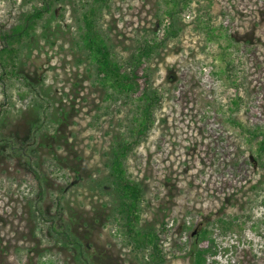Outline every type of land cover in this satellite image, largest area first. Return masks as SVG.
I'll list each match as a JSON object with an SVG mask.
<instances>
[{"label":"rangeland","instance_id":"rangeland-1","mask_svg":"<svg viewBox=\"0 0 264 264\" xmlns=\"http://www.w3.org/2000/svg\"><path fill=\"white\" fill-rule=\"evenodd\" d=\"M43 2L0 0V30ZM51 2L20 46L26 81L0 84V264H82L79 253L90 264H144L109 180L113 138L135 104L107 102L94 81L79 47L92 8L118 61L159 44L142 78L159 96L154 124L125 167L164 264H193L202 229L216 244L207 264H264V166L235 125L264 133V0H189L176 9V36L163 32L167 0Z\"/></svg>","mask_w":264,"mask_h":264},{"label":"trees","instance_id":"trees-1","mask_svg":"<svg viewBox=\"0 0 264 264\" xmlns=\"http://www.w3.org/2000/svg\"><path fill=\"white\" fill-rule=\"evenodd\" d=\"M188 3L189 0H184L181 5L179 0H167L168 7L163 12L168 22L163 29L167 36H176L173 27L176 9L180 7L184 10ZM51 6V0H44L40 7H33L17 23L0 30V84L4 89L11 79L20 77L26 81L19 68L20 46L35 31L37 23L51 12ZM81 21L79 47L93 69L94 81L105 91V100L113 102L119 97H126L135 104L129 125L125 126L126 130L123 133L113 138L110 149L109 180L118 198L115 217L127 239V244L142 255L144 264H164L163 241L159 233L154 228L145 229L140 226L143 190L138 183L128 177L125 167L130 153L154 124V110L159 105V96L156 91L149 90L142 78L147 71L146 64L156 53L159 44L155 38L146 41L130 60L122 63L111 52L97 29L93 8L83 14ZM228 69L229 66L225 70ZM235 125L241 127L242 133H248L249 143L256 141L255 161L264 166V133H249L242 125L237 123ZM219 223L224 230H230L233 222L221 220ZM198 242L199 244L192 250L193 264H207V260L216 255L215 241L209 231L202 229L198 232ZM204 242L207 243L202 246ZM79 254L83 259L82 264H90L83 254Z\"/></svg>","mask_w":264,"mask_h":264}]
</instances>
